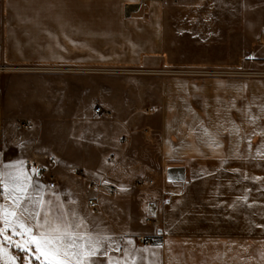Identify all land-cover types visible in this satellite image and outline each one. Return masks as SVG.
<instances>
[{
  "label": "crops",
  "instance_id": "1",
  "mask_svg": "<svg viewBox=\"0 0 264 264\" xmlns=\"http://www.w3.org/2000/svg\"><path fill=\"white\" fill-rule=\"evenodd\" d=\"M15 1L0 0V60L7 63L0 71L8 72L0 75V103H5L6 114L3 118L88 120L92 116L101 123L96 132L87 134L92 149L85 161L72 158L65 147L46 152L30 148L11 159H1L0 172L12 169L5 166L22 165L32 180L43 183L42 195L53 208L68 213L69 219L75 213L74 221H83L81 231L99 242L103 254L93 258L95 264H228L234 242L218 236V231L226 230L224 225L200 218L212 212L206 208L212 193L196 190L195 177L203 168L243 165L255 156L260 158V264H264V77H260V144L256 149L260 153L250 156L254 150L248 142V110L243 100L238 102L247 81L207 79L195 74L222 64L220 68L233 70L226 64L233 55V24L245 28L249 0H64L65 38H91L97 43L93 53L88 44L75 53L66 51L63 63L50 62L28 50H10L9 23L17 21L10 19L7 9ZM20 1L15 4L22 7L35 0ZM125 2H133L126 14L122 11ZM90 7L108 9L106 14L115 26L107 34L99 26L105 24L104 17L90 11ZM90 24L97 27L90 29ZM263 30L264 0H260V33ZM262 33L260 40L264 42ZM132 69L140 71L130 73ZM13 70H27L29 74ZM9 79L21 84L7 86ZM30 81L35 83L30 85ZM58 81L65 83V102L70 104L64 116L59 115L61 108L57 107ZM28 91L34 100L24 99ZM84 94L109 115H95L93 108L87 114L78 112L73 103ZM15 96L31 105L22 106L23 111L17 114L7 112L6 108L17 101L12 100ZM41 155L57 163L55 189H48L44 179L34 178L24 167V159ZM110 157L113 162H109ZM62 167L79 182L68 176L66 199L52 202L50 194L62 183ZM168 167L184 169L182 188L162 186ZM150 177L170 194V201L159 215L162 238L146 246L138 244L136 238L151 234L152 228L142 223V217L159 191L138 190L134 183ZM75 191L80 196L77 204L67 199L69 192ZM89 199L95 200L96 211L87 206ZM194 204L193 218L186 219L187 206ZM235 211L238 216L244 213L242 208ZM222 221L228 225L231 222L229 218ZM13 240L21 238L13 236ZM3 247L17 262L24 255L10 242L5 241ZM0 264L11 261L0 257Z\"/></svg>",
  "mask_w": 264,
  "mask_h": 264
},
{
  "label": "rangeland",
  "instance_id": "2",
  "mask_svg": "<svg viewBox=\"0 0 264 264\" xmlns=\"http://www.w3.org/2000/svg\"><path fill=\"white\" fill-rule=\"evenodd\" d=\"M12 3L13 6L11 5L7 9V14L10 19L16 20L17 23H9L8 42L10 50H28L40 54L43 57L42 59H47L54 63H63L66 51H73V53L77 49L81 51V47L86 48L84 44L89 45V52H94L93 47L96 46V39L90 38L88 41H85L65 38L67 24H65L66 8L64 0H35L34 2L25 3L27 5L31 4L30 6L22 7L15 4H20V0ZM132 3L125 2L126 5L125 7L123 6L122 11L125 12ZM249 6V18L245 28L242 29L240 23L234 22L233 24V55L230 61L228 59L226 62L227 65L232 66L233 70L228 71L220 68L223 66L222 64L218 65L219 67L216 69L197 70L195 74L207 79H243L247 81V86L243 87V98H239L238 102L240 104L241 100H243L248 110V142L250 150H254L250 151L251 156L260 153H257L256 149H258L257 145L260 144V77H264V42H261L260 39L264 30L260 33V0H249ZM136 10L137 7L135 8ZM90 11L99 12L104 17L105 24L99 26L104 29L106 34L115 26L106 14L107 8L90 7ZM113 11L115 10L113 9ZM103 13L104 15H102ZM125 17L123 18L125 19ZM19 21L27 22L20 23ZM33 21L37 23H31ZM138 26L141 28V25ZM96 27V24H90V29H95ZM108 41L105 40L104 42L107 43ZM199 61L204 62V60ZM221 62L223 63V60ZM6 65V62L0 60L1 68L6 67ZM241 68L242 71H238ZM156 70L159 73L162 71V69ZM129 71H131L130 73H134L140 70L132 69ZM13 72L29 74L27 70L20 72L13 70ZM30 72L33 71L31 70ZM179 72H181L179 74H187L190 71ZM6 73L8 72L2 73L0 71V75ZM9 81L7 86H19L21 84L19 81L11 82L10 79ZM34 83L32 81L28 82L30 85ZM64 84L63 81H58L55 84L57 89V107L61 108L59 115L63 116L68 115L70 109V104L65 102ZM238 90L241 89L239 88ZM24 95L25 100H34L31 91L26 92ZM16 98V96L13 97L12 100L17 101L12 107L6 108L7 112L17 114L23 111L21 109L22 106L31 105L30 102ZM5 102H9V99ZM93 105L94 99L85 94L80 95L76 99V102L73 103L74 108L78 112L82 110L81 112L84 114L91 112L95 106ZM4 108L5 103H0V160L11 159L17 153L24 152L25 149L27 151L30 148H40L45 149L46 152V150L51 148L64 150V147L74 159L85 161L89 158L92 146L87 134L96 132L101 123L91 118L92 116L88 120L87 118L6 119L3 118L6 116V114H3ZM19 121H27L32 124L31 129L28 131H16L15 127ZM141 127L138 130L144 131L145 129ZM83 134L84 136L82 137ZM149 153L152 154V151ZM13 171L14 169H8L2 173L7 174ZM59 175L62 178V183L59 190L50 194L52 202H60L61 199H66L68 191L65 181L68 176L73 177L77 183L79 182L73 173L70 175L63 167L59 170ZM195 178L197 181L196 190L210 191L212 193V197L209 200L211 204L206 207L212 210V212L210 215H202L200 218L214 219L219 225H224L226 230L221 226L223 230L217 232L218 236L231 238L234 242L231 249L233 254L231 258L228 257V264H260V158H256L255 156L250 157L248 163L238 166L236 163H233L231 167L221 165L206 167L201 169ZM33 182L34 186H39L37 190H44L42 182L36 180H33ZM69 194L67 199L72 200L73 204L80 202L78 192H69ZM200 202L204 203L207 201ZM4 203H8V201H4ZM195 203H198V201L196 200ZM196 207L195 204L192 207L187 206L188 210L184 215L186 219L193 218L192 214L196 212L194 211ZM237 208L243 209L244 213L242 216L236 214L235 210ZM222 212L226 213V215L220 216ZM225 218H229V221L231 220L229 225L222 221Z\"/></svg>",
  "mask_w": 264,
  "mask_h": 264
},
{
  "label": "snow or ice",
  "instance_id": "3",
  "mask_svg": "<svg viewBox=\"0 0 264 264\" xmlns=\"http://www.w3.org/2000/svg\"><path fill=\"white\" fill-rule=\"evenodd\" d=\"M5 167L14 171L0 172V257L11 264H95L93 258L103 253L99 242L81 231L83 221L75 222V213L69 219L68 213L53 208L22 165ZM5 241L24 253L19 262L8 255Z\"/></svg>",
  "mask_w": 264,
  "mask_h": 264
},
{
  "label": "built area",
  "instance_id": "4",
  "mask_svg": "<svg viewBox=\"0 0 264 264\" xmlns=\"http://www.w3.org/2000/svg\"><path fill=\"white\" fill-rule=\"evenodd\" d=\"M126 9V8H125ZM132 12V11H131ZM130 13L127 14L129 16ZM93 113L95 115H104L108 116V111L104 110L99 104H95ZM30 124L27 121L17 123L15 129L16 131H25L28 130ZM109 162H113L112 157L109 158ZM57 163L54 158L41 155L39 157H31L24 159V167L31 171L32 175L36 179H44L47 183V188L52 190L55 189L57 185L55 169ZM35 170V171H33ZM185 182L184 169L181 167H168L163 176L162 186H178L183 187ZM134 186L138 190H157V193L154 202L148 203L142 217V223L152 228L151 234L147 236H138L137 242L140 245L151 246L154 244L155 240L162 238L163 232L160 226L159 215L162 209L169 203L170 194L160 188L156 179L150 177L143 181H135ZM112 192L111 189L108 191ZM87 206L92 210H97V204L95 200L89 199L87 201Z\"/></svg>",
  "mask_w": 264,
  "mask_h": 264
}]
</instances>
